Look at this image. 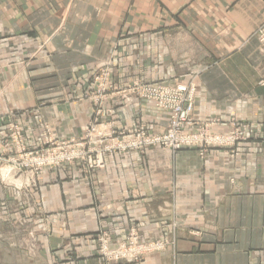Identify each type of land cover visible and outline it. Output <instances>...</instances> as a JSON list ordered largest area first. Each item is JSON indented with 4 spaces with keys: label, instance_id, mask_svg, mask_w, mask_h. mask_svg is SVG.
<instances>
[{
    "label": "crops",
    "instance_id": "1",
    "mask_svg": "<svg viewBox=\"0 0 264 264\" xmlns=\"http://www.w3.org/2000/svg\"><path fill=\"white\" fill-rule=\"evenodd\" d=\"M263 27L264 0H0V144L10 152V124L30 149L46 132L84 136L97 110L85 92L110 56L121 82L193 84L188 130L247 138L203 157L150 147L108 153L89 173H45L27 192L26 208L36 209L25 212L20 194L0 183V236L24 214L49 229L36 259L1 238L0 264H133L101 258L100 231L117 244L132 232L163 242L134 264H264ZM107 110L101 120L119 132L141 124L161 134L167 125L145 101Z\"/></svg>",
    "mask_w": 264,
    "mask_h": 264
},
{
    "label": "built area",
    "instance_id": "2",
    "mask_svg": "<svg viewBox=\"0 0 264 264\" xmlns=\"http://www.w3.org/2000/svg\"><path fill=\"white\" fill-rule=\"evenodd\" d=\"M257 36L264 52V27L259 30ZM114 92L113 97H115V100L133 99L152 104L157 110L167 113L169 125L166 131L164 130L165 132L163 131L161 134H156L149 126L141 124H137L131 130L119 132L113 123L108 124L106 121L101 120L105 111L101 108L98 100L95 99V95L91 93L97 110L95 112L96 119L88 126L87 131L98 129L96 147L93 148L88 157V163L91 168H103V156L108 153L112 155L113 153L127 151H144L150 147H161L169 149L174 153L183 149H197L200 156L203 157L210 148L234 146L243 137L239 129H236L229 136L212 137L206 125L201 126L199 132L197 131L198 133H187L188 129L195 125L192 116L196 89L193 84L180 83L171 87H165L159 84L146 85L135 83L128 90L116 88ZM106 112H111V110H106ZM8 130L13 145L15 146L16 144L17 155L24 159L25 166H20L21 163L18 159H13L11 163L19 169H26L27 176H30V183L28 185H31V181L33 182L35 179L33 170L34 153L29 152L27 148L20 145L21 130L17 125L11 124ZM211 142L215 144L211 145ZM73 146L76 147L77 145L66 144L67 149ZM38 160L37 163H40L42 166L41 170L46 168V158L41 157ZM19 173H22V171H19ZM138 242L137 237L133 236L129 243L123 244L122 249H113L111 247V251L109 249L104 250V257L110 261H126L134 264L141 262L142 257L147 254V251H159V249H163L164 247L163 242L160 240L151 244H143V246H137Z\"/></svg>",
    "mask_w": 264,
    "mask_h": 264
},
{
    "label": "rangeland",
    "instance_id": "3",
    "mask_svg": "<svg viewBox=\"0 0 264 264\" xmlns=\"http://www.w3.org/2000/svg\"><path fill=\"white\" fill-rule=\"evenodd\" d=\"M113 59L114 56H110V58L107 59L103 63V65L100 68H98V70L92 75L91 77L92 90L85 92V94L87 93L89 94L90 92L93 93L95 95V99L98 100L101 108H103L104 111L109 109L110 104L115 100V97H113L115 92L113 93V91L116 88L128 90V88L133 87V84L135 83H142L146 85L159 84L165 87H171L175 85V84L170 85L164 82H147L136 79H127L125 82H121L120 77L117 76L119 75L120 72L118 73L114 71L115 62ZM126 78H130V76L127 74ZM163 115L166 116L167 119V125L164 129L166 131L169 125V120L167 117V113L163 112ZM17 126L21 130L20 141H19L20 145H23L25 148H27L29 152L34 153L33 170H34L35 179L33 180V182L31 181V185H28L30 183V176H27L26 169L25 168L19 169L14 165H12L11 163L12 160L18 159L21 163L20 166H25L23 162L24 159H22L19 155H17L16 144L15 146L13 145L11 136L9 134V139H10L9 144L13 146V151L10 152L8 150V147L6 148L4 145L2 146L0 144V158H1L0 183L12 187L20 194L21 199L18 206L16 207L17 209L20 210V212H25L26 209L27 210L36 209L35 207L29 209L26 208L27 207L26 203H28V201H26L28 195L27 192L33 188L32 187L33 185L38 184L39 178L42 177L45 173L47 174L50 172L53 173L56 171H60L67 166L68 167L77 166L82 171L87 173L96 170V168L90 167V164L88 163L89 161L88 157L90 156L89 153L93 151V148L96 147L95 144L98 139L97 138L98 129L86 131L84 136H82L79 140L76 138H72L69 140H62L53 137L49 132H46L45 134L42 135V137L39 138L40 145L35 149H30L24 137L25 131L20 125ZM197 131L199 132V129ZM197 131L188 130L187 133H194ZM209 134L212 135V137L218 136V134H214L210 130H209ZM244 140H247V138L243 136L241 137V140L238 141V143L243 142ZM66 144L77 145V146L76 147L73 146L72 148L68 147L67 149ZM210 144L213 145L215 143L211 142ZM41 157L46 158V168L42 170H41L42 166L40 165V163H37V161H39L38 159ZM19 171H22V173H19ZM36 216L37 215L34 214L33 221L28 220L25 214L24 216L23 215L20 216L17 220L14 221V224L12 225L13 229L15 228L16 231L14 230L12 234H10L11 232H8L11 236H7V238L6 237L3 238V236H0V239L3 238V240H6L5 242L3 241L2 243L6 246L8 250L10 249V250L18 251L22 255L30 259H36L39 256L42 250V242H43L42 238L46 237V234L48 233L49 229L45 224L41 223V220H38L37 219L38 217ZM133 236L137 237L139 241L137 246H143V244H145L143 241H141V239L139 238V234L137 232L130 233L129 239L126 242L117 244L116 242H113L111 240L109 233L100 231L95 235L97 251L101 256V258H103L107 263L116 262V261H110L106 257H104L103 254L104 250L109 249V251H111V247H113V249H122L123 244L129 243ZM160 250L161 249H159V251ZM153 251H147V253Z\"/></svg>",
    "mask_w": 264,
    "mask_h": 264
},
{
    "label": "bare ground",
    "instance_id": "4",
    "mask_svg": "<svg viewBox=\"0 0 264 264\" xmlns=\"http://www.w3.org/2000/svg\"><path fill=\"white\" fill-rule=\"evenodd\" d=\"M10 184V183H9Z\"/></svg>",
    "mask_w": 264,
    "mask_h": 264
}]
</instances>
